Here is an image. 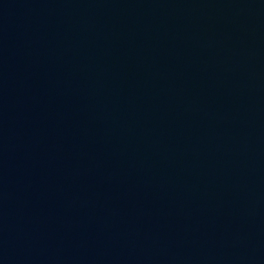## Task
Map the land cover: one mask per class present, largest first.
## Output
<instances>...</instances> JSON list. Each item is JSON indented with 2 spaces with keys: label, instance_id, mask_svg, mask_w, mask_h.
I'll list each match as a JSON object with an SVG mask.
<instances>
[{
  "label": "water",
  "instance_id": "obj_1",
  "mask_svg": "<svg viewBox=\"0 0 264 264\" xmlns=\"http://www.w3.org/2000/svg\"><path fill=\"white\" fill-rule=\"evenodd\" d=\"M0 264H264V0H0Z\"/></svg>",
  "mask_w": 264,
  "mask_h": 264
}]
</instances>
